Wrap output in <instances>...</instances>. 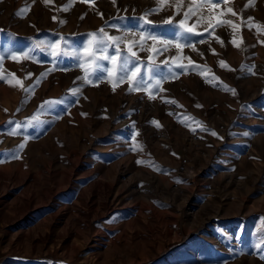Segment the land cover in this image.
I'll use <instances>...</instances> for the list:
<instances>
[{"label": "rangeland", "instance_id": "rangeland-1", "mask_svg": "<svg viewBox=\"0 0 264 264\" xmlns=\"http://www.w3.org/2000/svg\"><path fill=\"white\" fill-rule=\"evenodd\" d=\"M213 2L0 0V264H264V0Z\"/></svg>", "mask_w": 264, "mask_h": 264}, {"label": "snow or ice", "instance_id": "snow-or-ice-1", "mask_svg": "<svg viewBox=\"0 0 264 264\" xmlns=\"http://www.w3.org/2000/svg\"><path fill=\"white\" fill-rule=\"evenodd\" d=\"M44 2L45 3H48L49 0H44ZM219 2H220V0H214V2L212 3V7H217L218 4H219ZM228 11L231 12L232 10L231 9H228ZM190 14H191L190 12H186L185 13V19L184 20H181L179 22V27L181 29H183L184 31L189 32V33L192 32V28H186L185 27V20H187L189 18ZM232 14L233 15H236L235 12H233ZM17 15H22V13L18 12ZM53 19H55V17ZM141 19H144V17H141ZM61 23H63V21H61ZM164 23L171 24V23H173V20L171 18H169L168 20L164 21ZM101 32H103V29H101ZM104 35L107 36L106 33H104ZM153 39H155V38H153ZM108 40L113 41V42H115L117 44L116 54H115V56L104 55V56L99 57V59H101V60H115L117 57H120V59L123 61V63H119L118 62L117 68H118V73H123V74H118L117 75V80L119 82H123V80L125 79V77L127 75V63L129 61V56H124V55L121 54L120 49H119V40H118L117 37H111V36H109L108 37ZM93 43L101 44V43H103V41H95V42L92 41V40L89 41V45H92ZM163 43L167 45V44H171L172 42L171 41H163ZM233 43L235 44V40H233ZM58 44H59V41L57 42V44L52 45V47L55 49ZM176 47L177 48H180L181 45L177 43L176 44ZM99 50L100 51H103V52H106L107 51L106 48H100ZM129 53H130V56L131 57H136L138 59V57L136 55V52L135 51H132L131 48H129ZM53 55L54 56L56 55V52L55 51L53 52ZM91 55L92 54L90 53V56ZM26 56H27V54H25V57ZM149 60L151 61V57H149ZM219 63H220V66L221 67H227V65L225 64V62L223 60H221ZM98 68H99V65L93 63V69H92V71L90 73H86V77H85L86 82L89 81L90 76L91 75H94L95 74V71ZM139 72H140V69L137 68L136 69V72H134L133 75H132V77H131V80L133 82V86L135 88H137V89L140 88V87H142L143 86V83H144L143 81H141V80L138 79V73ZM156 83L159 84V81H156ZM25 91H27V89H25ZM150 98H155V97H150ZM52 103H55V102H53V101H45V104H52ZM211 135L216 136L217 134L215 132H212ZM20 147L22 148L23 145H20ZM138 163H139V161H138Z\"/></svg>", "mask_w": 264, "mask_h": 264}]
</instances>
